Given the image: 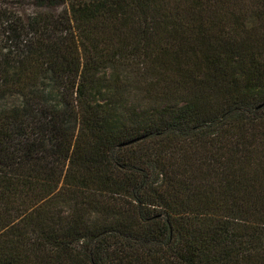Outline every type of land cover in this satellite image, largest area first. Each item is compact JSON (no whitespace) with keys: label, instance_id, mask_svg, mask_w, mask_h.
Segmentation results:
<instances>
[{"label":"trees","instance_id":"1","mask_svg":"<svg viewBox=\"0 0 264 264\" xmlns=\"http://www.w3.org/2000/svg\"><path fill=\"white\" fill-rule=\"evenodd\" d=\"M32 1L0 264H264V0Z\"/></svg>","mask_w":264,"mask_h":264},{"label":"rangeland","instance_id":"2","mask_svg":"<svg viewBox=\"0 0 264 264\" xmlns=\"http://www.w3.org/2000/svg\"><path fill=\"white\" fill-rule=\"evenodd\" d=\"M40 10L48 11L49 9L46 7H37L32 0H0V56L10 54L11 57L15 58L14 56H16V54L18 55L17 52L24 49L25 46L23 45L29 41L30 36H32L31 30L28 27L29 21L31 17L36 12H40ZM10 66L11 65L7 63V71L1 73L2 77L5 74H10L12 70ZM30 66L31 63L28 59L24 67L29 69ZM28 82L29 81L26 80V83ZM33 82H35L37 86L35 90L36 94L37 92L42 94L41 92H43V90H48L52 87L51 81L45 77L38 78ZM22 97V94L16 92V88L10 85L8 93L0 95V108L6 109L5 107H16L21 103Z\"/></svg>","mask_w":264,"mask_h":264}]
</instances>
